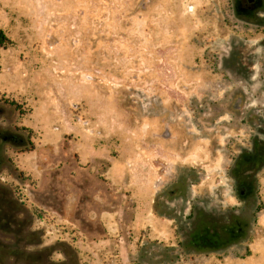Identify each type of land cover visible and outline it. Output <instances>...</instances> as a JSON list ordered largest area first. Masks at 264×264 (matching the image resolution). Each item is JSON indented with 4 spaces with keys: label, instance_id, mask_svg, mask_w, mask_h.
<instances>
[{
    "label": "rangeland",
    "instance_id": "obj_1",
    "mask_svg": "<svg viewBox=\"0 0 264 264\" xmlns=\"http://www.w3.org/2000/svg\"><path fill=\"white\" fill-rule=\"evenodd\" d=\"M244 2L0 0V264H264Z\"/></svg>",
    "mask_w": 264,
    "mask_h": 264
},
{
    "label": "crops",
    "instance_id": "obj_2",
    "mask_svg": "<svg viewBox=\"0 0 264 264\" xmlns=\"http://www.w3.org/2000/svg\"><path fill=\"white\" fill-rule=\"evenodd\" d=\"M144 184L141 186L142 188H146L145 189V193H148L152 190V182H151V179L143 182ZM146 214H147V211H146ZM145 215V218H143V215L142 213H139L135 218H134V221H133V225L134 227H140L141 224L143 223H146L150 220L152 226H154V230L155 231H159L160 229H163V225H165V223L162 221L160 222L159 219H157V217L155 215H152L151 217H149L148 215ZM103 218H105L106 220H109L111 221V219L115 218V215H111L110 212L106 211V213L103 215ZM148 218H150L148 220ZM144 220V221H143Z\"/></svg>",
    "mask_w": 264,
    "mask_h": 264
},
{
    "label": "trees",
    "instance_id": "obj_3",
    "mask_svg": "<svg viewBox=\"0 0 264 264\" xmlns=\"http://www.w3.org/2000/svg\"><path fill=\"white\" fill-rule=\"evenodd\" d=\"M8 42H10V39L5 34L4 30L0 28V47H5ZM11 104H17V103L15 101H11ZM25 150H28V148H26Z\"/></svg>",
    "mask_w": 264,
    "mask_h": 264
},
{
    "label": "flooded vegetation",
    "instance_id": "obj_4",
    "mask_svg": "<svg viewBox=\"0 0 264 264\" xmlns=\"http://www.w3.org/2000/svg\"><path fill=\"white\" fill-rule=\"evenodd\" d=\"M258 0H245L244 8L246 10H250L251 8H254L257 5Z\"/></svg>",
    "mask_w": 264,
    "mask_h": 264
}]
</instances>
